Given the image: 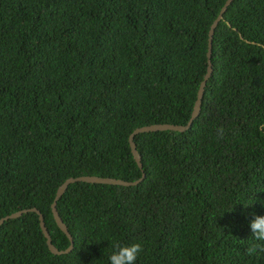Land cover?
<instances>
[{
    "label": "trees",
    "instance_id": "obj_1",
    "mask_svg": "<svg viewBox=\"0 0 264 264\" xmlns=\"http://www.w3.org/2000/svg\"><path fill=\"white\" fill-rule=\"evenodd\" d=\"M223 2L0 0V217L36 207L64 249L49 204L65 178H138L127 136L187 121ZM210 62L187 129L133 136L140 182L58 197L69 252L29 211L0 225V264H108L117 240L141 245L135 264H264L246 252L264 214V0L231 1Z\"/></svg>",
    "mask_w": 264,
    "mask_h": 264
},
{
    "label": "water",
    "instance_id": "obj_2",
    "mask_svg": "<svg viewBox=\"0 0 264 264\" xmlns=\"http://www.w3.org/2000/svg\"><path fill=\"white\" fill-rule=\"evenodd\" d=\"M232 0H224L222 3L220 9L218 10L215 18L211 21L209 24L208 30H207V44H206V67L205 72L201 78V80L198 83L196 92H195V98L192 104V108L190 111L189 118L184 124H172V123H150V124H144L141 126L135 127L127 136L128 146L131 153V156L136 163V166L140 169L141 174L138 178L134 180H123L120 178H113V177H107V176H98V175H78V176H69L65 178L56 188L54 196L49 204L50 212L52 219L57 226V228L65 235V237L68 240V245L64 249H57L51 242V238L49 235V232L44 224L43 216L40 213V211L36 207H29V208H23L16 211H13L11 213H8L2 217H0V225L9 218H15L20 216L22 213L25 212H34L37 215L38 220V226L40 229V232L42 233L44 237V241L46 244V247L48 251L52 254H62L67 253L72 249L73 246V239L71 237V234L69 233L65 223L60 218L57 210H56V200L58 197L64 192L65 188L68 184L72 182L82 181V182H88V183H98V184H110V185H121V186H129V185H135L138 182L141 181V179L144 177V172L142 171V163L140 159V154L137 151L135 147V143L133 141V136L137 133L142 132H148V131H156V130H174V131H183L187 129L191 123V121L198 115L199 109H200V102H201V96L203 94V89L205 82L207 78L210 76V73L212 71V66L210 62V54H211V39L213 30L217 24V22L222 19V14L226 10V7L231 3Z\"/></svg>",
    "mask_w": 264,
    "mask_h": 264
},
{
    "label": "clouds",
    "instance_id": "obj_3",
    "mask_svg": "<svg viewBox=\"0 0 264 264\" xmlns=\"http://www.w3.org/2000/svg\"><path fill=\"white\" fill-rule=\"evenodd\" d=\"M221 134L222 129L218 130ZM248 204H245L247 207ZM252 239L256 243L246 249L249 256L264 253V214H252L249 221ZM142 251L140 244H122L118 240L113 241L112 251L108 255V264H135L138 254Z\"/></svg>",
    "mask_w": 264,
    "mask_h": 264
}]
</instances>
